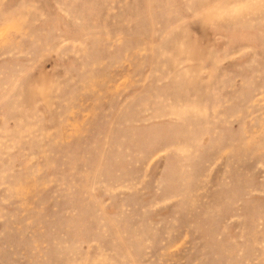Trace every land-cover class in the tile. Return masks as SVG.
<instances>
[{
  "label": "rangeland",
  "instance_id": "374dc122",
  "mask_svg": "<svg viewBox=\"0 0 264 264\" xmlns=\"http://www.w3.org/2000/svg\"><path fill=\"white\" fill-rule=\"evenodd\" d=\"M0 264H264V0H0Z\"/></svg>",
  "mask_w": 264,
  "mask_h": 264
}]
</instances>
